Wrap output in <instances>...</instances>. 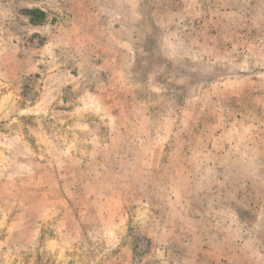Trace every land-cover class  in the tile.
<instances>
[{
	"label": "rangeland",
	"instance_id": "374dc122",
	"mask_svg": "<svg viewBox=\"0 0 264 264\" xmlns=\"http://www.w3.org/2000/svg\"><path fill=\"white\" fill-rule=\"evenodd\" d=\"M0 264H264V0H0Z\"/></svg>",
	"mask_w": 264,
	"mask_h": 264
}]
</instances>
